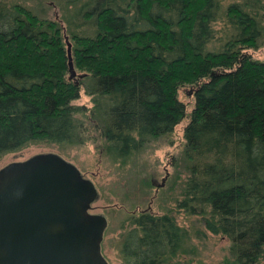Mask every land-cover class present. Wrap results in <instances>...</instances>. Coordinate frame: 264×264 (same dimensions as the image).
Returning <instances> with one entry per match:
<instances>
[{
	"label": "trees",
	"instance_id": "obj_1",
	"mask_svg": "<svg viewBox=\"0 0 264 264\" xmlns=\"http://www.w3.org/2000/svg\"><path fill=\"white\" fill-rule=\"evenodd\" d=\"M58 1L80 4L73 25L81 34L0 0V158L32 145L91 143L125 161L185 121L189 175L176 208L229 241L222 264H259L264 59L251 52L264 46V0L224 11L222 0ZM221 19L228 30L218 40ZM82 92L90 108L74 104ZM130 220L125 264H164L187 237L168 214Z\"/></svg>",
	"mask_w": 264,
	"mask_h": 264
},
{
	"label": "rangeland",
	"instance_id": "obj_2",
	"mask_svg": "<svg viewBox=\"0 0 264 264\" xmlns=\"http://www.w3.org/2000/svg\"><path fill=\"white\" fill-rule=\"evenodd\" d=\"M1 1L9 6L20 5L40 19L60 22L65 30L83 32L73 25L80 4L71 6L58 0ZM241 1L222 0V11L229 4ZM214 29L218 40L227 35L228 26L224 19L216 23ZM251 53L255 59H264V46ZM180 99L186 103L189 111L191 97L182 94ZM74 104L87 108L92 106L90 98L83 92ZM185 124L184 121L171 134L151 141L141 152L125 161L103 153L101 148L91 143L62 148L32 145L0 158V169L9 163L46 153L56 154L74 165L85 179L94 184L97 191V199L90 213L100 215L107 221L101 253L108 264H125L120 257L121 242L133 226L130 219L143 212L157 216L168 214L187 233L179 252L164 264H222L228 257L229 241L207 233L198 219L176 208L189 175L182 158ZM259 264H264V257Z\"/></svg>",
	"mask_w": 264,
	"mask_h": 264
},
{
	"label": "water",
	"instance_id": "obj_3",
	"mask_svg": "<svg viewBox=\"0 0 264 264\" xmlns=\"http://www.w3.org/2000/svg\"><path fill=\"white\" fill-rule=\"evenodd\" d=\"M96 199L94 184L53 153L1 168L0 264H108L101 253L107 221L90 213Z\"/></svg>",
	"mask_w": 264,
	"mask_h": 264
}]
</instances>
